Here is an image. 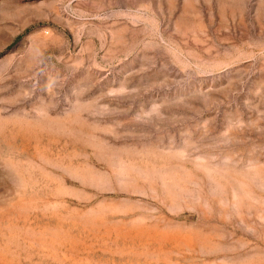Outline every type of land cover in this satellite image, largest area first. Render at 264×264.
Listing matches in <instances>:
<instances>
[{
  "label": "rangeland",
  "instance_id": "374dc122",
  "mask_svg": "<svg viewBox=\"0 0 264 264\" xmlns=\"http://www.w3.org/2000/svg\"><path fill=\"white\" fill-rule=\"evenodd\" d=\"M0 264H264V0H0Z\"/></svg>",
  "mask_w": 264,
  "mask_h": 264
}]
</instances>
